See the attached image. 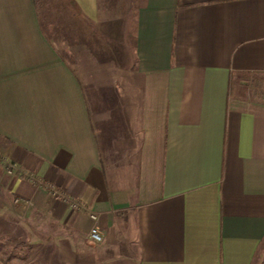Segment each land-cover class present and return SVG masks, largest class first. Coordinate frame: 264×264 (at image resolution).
Returning a JSON list of instances; mask_svg holds the SVG:
<instances>
[{
  "label": "crops",
  "instance_id": "1",
  "mask_svg": "<svg viewBox=\"0 0 264 264\" xmlns=\"http://www.w3.org/2000/svg\"><path fill=\"white\" fill-rule=\"evenodd\" d=\"M70 1L97 49L0 0V217L56 264H264V0Z\"/></svg>",
  "mask_w": 264,
  "mask_h": 264
},
{
  "label": "rangeland",
  "instance_id": "2",
  "mask_svg": "<svg viewBox=\"0 0 264 264\" xmlns=\"http://www.w3.org/2000/svg\"><path fill=\"white\" fill-rule=\"evenodd\" d=\"M36 1L49 39L64 42L62 47L86 45L97 49V29L77 14L70 0ZM99 7L107 18V0H99ZM30 228L14 217H0V259L8 264H56L55 252L49 246L36 245Z\"/></svg>",
  "mask_w": 264,
  "mask_h": 264
},
{
  "label": "built area",
  "instance_id": "3",
  "mask_svg": "<svg viewBox=\"0 0 264 264\" xmlns=\"http://www.w3.org/2000/svg\"><path fill=\"white\" fill-rule=\"evenodd\" d=\"M15 170H16V167H15L14 164H8L7 171L9 173H12ZM35 182H37L38 187L43 188L47 192H49V194L52 196L53 199H56V200H67L65 198V196L59 190H57V188L54 185L49 184V183H44V182H41V181H35ZM68 203H69L70 209H72V210H78V209L81 208V204L78 201H76V200H72V201L70 200V201H68ZM90 218L92 220H95L96 216L91 214ZM88 238H89L90 241H92L94 243H100L102 241V237H101V235H100V233H99L97 228H92L90 230Z\"/></svg>",
  "mask_w": 264,
  "mask_h": 264
}]
</instances>
